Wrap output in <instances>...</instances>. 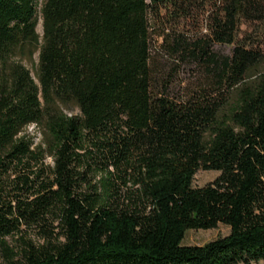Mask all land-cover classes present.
Masks as SVG:
<instances>
[{"label":"trees","instance_id":"16d2710c","mask_svg":"<svg viewBox=\"0 0 264 264\" xmlns=\"http://www.w3.org/2000/svg\"><path fill=\"white\" fill-rule=\"evenodd\" d=\"M0 264H264V0H0Z\"/></svg>","mask_w":264,"mask_h":264},{"label":"rangeland","instance_id":"374dc122","mask_svg":"<svg viewBox=\"0 0 264 264\" xmlns=\"http://www.w3.org/2000/svg\"><path fill=\"white\" fill-rule=\"evenodd\" d=\"M240 31L246 34L250 33L251 30L245 28V26L240 27ZM35 32L38 36L41 35V27H40V19H37V24L35 27ZM241 34V33H240ZM239 34V35H240ZM232 45H214L213 51L219 54L227 55L229 54ZM37 54H33L31 61L22 60V65L28 70L29 75L33 78L34 76V65L36 64ZM195 77L191 76L187 73H178L176 77L172 80L170 85V92L173 95H179L181 89L187 88V85L194 83ZM75 113V111H74ZM28 136L33 137L34 142H36L39 138L38 132L33 127H28L26 130ZM48 162V161H47ZM217 172L214 171H201L198 170L192 179L193 187H201L209 182H211L216 176ZM228 228L223 225H217L214 229L209 230H187L184 233L181 244L185 246H201L209 241H212L216 238L223 237L227 235Z\"/></svg>","mask_w":264,"mask_h":264}]
</instances>
